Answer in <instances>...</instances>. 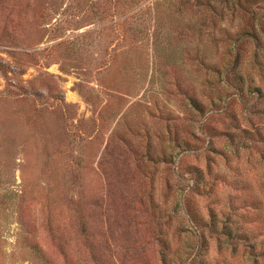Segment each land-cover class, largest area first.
Instances as JSON below:
<instances>
[{"label": "rangeland", "instance_id": "rangeland-1", "mask_svg": "<svg viewBox=\"0 0 264 264\" xmlns=\"http://www.w3.org/2000/svg\"><path fill=\"white\" fill-rule=\"evenodd\" d=\"M0 264H264V0H0Z\"/></svg>", "mask_w": 264, "mask_h": 264}]
</instances>
